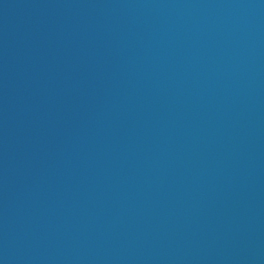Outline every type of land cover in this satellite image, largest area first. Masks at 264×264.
I'll list each match as a JSON object with an SVG mask.
<instances>
[{"label": "water", "instance_id": "1", "mask_svg": "<svg viewBox=\"0 0 264 264\" xmlns=\"http://www.w3.org/2000/svg\"><path fill=\"white\" fill-rule=\"evenodd\" d=\"M0 264H264V0H0Z\"/></svg>", "mask_w": 264, "mask_h": 264}]
</instances>
